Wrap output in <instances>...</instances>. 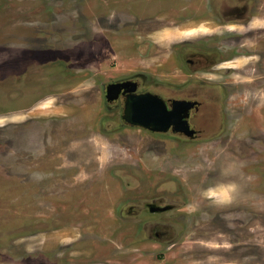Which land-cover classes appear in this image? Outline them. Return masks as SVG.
<instances>
[{"label":"rangeland","instance_id":"obj_1","mask_svg":"<svg viewBox=\"0 0 264 264\" xmlns=\"http://www.w3.org/2000/svg\"><path fill=\"white\" fill-rule=\"evenodd\" d=\"M233 4L0 0V264H264V0ZM185 42L229 60L191 74ZM136 77L201 101L194 135L123 120Z\"/></svg>","mask_w":264,"mask_h":264},{"label":"flooded vegetation","instance_id":"obj_2","mask_svg":"<svg viewBox=\"0 0 264 264\" xmlns=\"http://www.w3.org/2000/svg\"><path fill=\"white\" fill-rule=\"evenodd\" d=\"M223 1H226V0H223ZM228 1L229 2L232 1V3H234L233 5H235V4H237V5H235L236 8H232V5L231 6L229 5V7H227L228 13H225L224 11L221 12V14H223L224 18H228V16L232 17V19H234L236 23H240V24L245 23V21H250L251 14L254 13V11H255L256 0H228ZM249 37H251V35H249ZM174 50L176 51V54H178V58H179L180 62L183 64V66L186 69H188L191 72V74L193 72L196 73L198 70H201L205 66H209V67H206L207 70L209 68L218 67V64L221 62L219 60H222V61H225V60L228 61L229 60L228 57L221 56L222 52H220L217 49L206 48L204 50L198 46L190 45L187 42L181 43V45L178 47V49L175 47ZM256 50L257 49H255V51ZM236 51L238 53L242 52L241 49H237V48H236ZM248 51L249 50L247 49V51H246L247 54H248ZM251 51H253V49H251L250 52ZM251 54H248V55L251 56ZM227 56H228V54H227ZM257 56L260 58L261 56H264V54L262 52H259ZM206 69H204V71H206ZM123 82H127V83L123 85L122 84ZM114 83H118V86L111 87L110 89L107 88L108 92L106 93L107 102H109V104H111V105L115 102L121 101L123 106H125L126 95L129 94L130 89L133 87L135 88L134 92H137V93L152 92L154 94H157V95L163 97L167 101L169 106H170V104L172 105V103L174 101L183 100V99L191 100V101L195 102V104L189 109V117H188L189 124H190V117H192V114H193V110H198L200 107V104H201V101L186 98L185 96L184 97L176 96V95L164 96L166 92L168 93L171 91L172 88L170 86H167V89L165 90L166 92L157 91V90L151 89V88H145L144 90H140V87L142 85H144L141 77H136V78H132V79L126 78V80H124V81L119 80V81H116ZM110 84L111 83H109L107 86H109ZM123 111H124V107H123ZM190 127H191V124H190ZM180 135H183V134L180 133ZM159 201L160 202H158V201H154V202L145 201L144 202L145 204H143V205H139V204L126 205V207H127L126 213H134L135 215H138L140 213L141 208H143L145 206L148 207L150 210L154 209L156 212H158L160 210L163 211L166 208L167 209L172 208L169 205H167V207L162 206L161 205L162 201L161 200H159ZM154 210H153V212H155ZM156 223H159V222H156ZM160 224L166 225L164 223H160ZM162 228L155 232V236L159 240L169 239V237L167 236V231H166L165 227H162ZM132 238L134 240H137L138 238H140V230H138L137 234L133 235Z\"/></svg>","mask_w":264,"mask_h":264},{"label":"water","instance_id":"obj_3","mask_svg":"<svg viewBox=\"0 0 264 264\" xmlns=\"http://www.w3.org/2000/svg\"><path fill=\"white\" fill-rule=\"evenodd\" d=\"M123 82L122 84H126ZM120 84V83H119ZM118 86L113 83L108 86ZM135 88H131L126 95L122 119L126 122L149 129L154 132H174L194 135L195 129L189 124V109L195 104L191 100H177L168 105L167 101L152 92L137 93ZM123 92V91H122ZM125 92V91H124Z\"/></svg>","mask_w":264,"mask_h":264}]
</instances>
